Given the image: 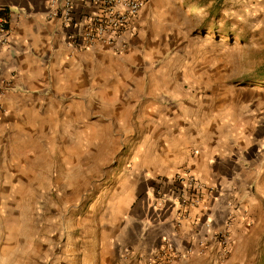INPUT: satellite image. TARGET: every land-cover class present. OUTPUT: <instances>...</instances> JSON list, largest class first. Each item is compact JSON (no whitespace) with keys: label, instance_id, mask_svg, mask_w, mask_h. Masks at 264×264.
Returning <instances> with one entry per match:
<instances>
[{"label":"rangeland","instance_id":"374dc122","mask_svg":"<svg viewBox=\"0 0 264 264\" xmlns=\"http://www.w3.org/2000/svg\"><path fill=\"white\" fill-rule=\"evenodd\" d=\"M142 1L158 16L150 49L141 47L148 24L138 17L129 50L104 52L117 61L123 110L104 125L82 111L73 129L43 131L41 145L7 159L1 263L101 264L109 219L118 213L114 193L145 158L139 149H155L141 146L144 136L163 124L212 148L214 189L225 183L244 192L249 203L237 213L247 226L235 262L264 264V0ZM235 215L222 231L230 237Z\"/></svg>","mask_w":264,"mask_h":264},{"label":"crops","instance_id":"0c3cea01","mask_svg":"<svg viewBox=\"0 0 264 264\" xmlns=\"http://www.w3.org/2000/svg\"><path fill=\"white\" fill-rule=\"evenodd\" d=\"M52 1L0 0V20L7 19L9 28L7 37L0 32V177L11 170L10 156L14 160L29 147L42 144L47 138L43 131L73 129L82 111L104 125L112 118L108 115L123 110V103L116 100L115 57L105 54L102 46L89 49L74 43L90 4L74 0V20L79 23L66 25L61 17L51 16ZM139 17L148 24L141 47L150 49L152 41H148L158 16L146 4ZM178 130L161 124L144 136L141 146L151 143L155 149H139L137 155L145 153L144 160L114 193L118 213L109 219L101 264H152L154 254L161 253L167 242L173 247L169 264L238 263L239 231L247 225L237 212L249 200L225 183L214 189L218 180L211 161L214 151L192 145ZM130 140L135 146L136 138ZM150 153L157 154L155 160ZM189 175L205 195L201 204L180 218L178 197L189 189L183 186ZM235 213L233 251L222 259L218 233L230 227L228 217ZM111 231L114 237L108 241ZM4 236L0 235V247ZM13 248L20 251L22 246Z\"/></svg>","mask_w":264,"mask_h":264},{"label":"built area","instance_id":"2783aa9c","mask_svg":"<svg viewBox=\"0 0 264 264\" xmlns=\"http://www.w3.org/2000/svg\"><path fill=\"white\" fill-rule=\"evenodd\" d=\"M89 3L88 12L82 16V30L75 37V44L84 48H96L102 46L104 49L111 48L120 53H126L129 49L130 36L133 25L137 21L142 9V0H84ZM74 0H53L52 17H61L66 25H78L74 20ZM81 25V24H80ZM0 32L2 37H7L9 28L7 19L0 20ZM3 41L0 39V47ZM128 49V50H127ZM182 178L178 177V180ZM184 187L178 197L179 217H186L191 210L201 204L203 200L202 186L197 184L193 175L184 179ZM183 183V182H182ZM155 203L157 200L154 201ZM160 204V202H158ZM174 234L177 231L174 230ZM172 243L167 242V246L161 253L154 254L150 263L169 264L172 258ZM230 231L226 230L219 236V253L223 259L231 252ZM166 254V256H162ZM166 257V259H164Z\"/></svg>","mask_w":264,"mask_h":264},{"label":"trees","instance_id":"16d2710c","mask_svg":"<svg viewBox=\"0 0 264 264\" xmlns=\"http://www.w3.org/2000/svg\"><path fill=\"white\" fill-rule=\"evenodd\" d=\"M6 13V11L4 12V14ZM1 14H3V12L1 13Z\"/></svg>","mask_w":264,"mask_h":264}]
</instances>
